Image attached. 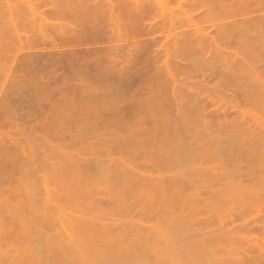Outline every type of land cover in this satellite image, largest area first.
<instances>
[{
    "label": "rangeland",
    "instance_id": "374dc122",
    "mask_svg": "<svg viewBox=\"0 0 264 264\" xmlns=\"http://www.w3.org/2000/svg\"><path fill=\"white\" fill-rule=\"evenodd\" d=\"M143 1L0 0V264H264V0Z\"/></svg>",
    "mask_w": 264,
    "mask_h": 264
},
{
    "label": "bare ground",
    "instance_id": "6f19581e",
    "mask_svg": "<svg viewBox=\"0 0 264 264\" xmlns=\"http://www.w3.org/2000/svg\"><path fill=\"white\" fill-rule=\"evenodd\" d=\"M139 0H134V2H133V0H132V2L131 1H129V0H95V2H93L94 4H93V8L95 7V9H93V11H91L92 12V15L94 16V18H95V20H94V22H93V24H91L92 25V27L93 28H95L96 27V25H97V23H96V18H98V17H102V14L103 13H105V12H107L108 14H109V17L111 18V20H114L115 18H117V16H119L120 14H123L128 20H130V19H134L137 15H138V13H139V11L144 7V1L142 0V1H139ZM26 3V2H25ZM28 3H30L29 1H28ZM28 3H26L27 5H28ZM32 5H30V7H31ZM29 7V8H30ZM32 8V7H31ZM30 8V9H31ZM80 26V27H79ZM69 27V26H68ZM70 28H71V31H68V32H71V33H73V34H79V33H81V32H84L85 31V29L82 27V25L80 24V25H78L77 27L76 26H70ZM67 30H69V28L67 29ZM151 31V28H148V31L147 32H150ZM123 35H121V37H122ZM18 37H20L19 35H18ZM131 37V36H130ZM129 37V38H130ZM120 37H118V39H119ZM123 38V37H122ZM122 38H120V39H122ZM117 39V38H116ZM115 39V40H116ZM117 39V40H118ZM119 39V40H120ZM124 39V38H123ZM127 39H128V37H127ZM126 40H124V42H125ZM50 42H51V44H52V47L53 48H56L57 46H58V44L56 43V41L54 40V39H52V38H50ZM135 42V43H134ZM139 43V41H132V42H128V43H122V45H118V43H117V45L115 44H113L114 43V41L113 40H111L110 41V45L109 46H114V47H117V46H120V47H131V45L133 46V47H135L134 45H138L137 43ZM120 43V42H119ZM44 44H47L46 42H44ZM126 44V45H125ZM124 45V46H123ZM106 46H108V45H105L104 47H106ZM21 47H22V45H21ZM97 48H100V47H95L94 49H97ZM71 49H73V48H71ZM71 49H69V51L68 52H66V50L64 51L65 53H63V51L60 53V54H64L65 56H66V53H71L73 50H71ZM87 50V52H89L88 50H89V48H86ZM126 49H128V48H126ZM81 51H82V49H80ZM79 50V51H80ZM131 50H133L132 48H131ZM58 53H59V48H58ZM78 51V50H77ZM77 51H73L72 53H73V55L76 57L77 56ZM128 51H129V49H128ZM84 52V51H83ZM132 52V51H131ZM135 52H136V50H135ZM72 53L70 54L71 56H72ZM129 53V52H128ZM132 53H134V50H133V52ZM79 54V53H78ZM130 54V53H129ZM128 55V54H127ZM134 55V54H133ZM133 55H131V56H133ZM67 56L69 57V54H67ZM66 56V57H67ZM130 56V55H129ZM71 58H74V57H71ZM134 58H135V56H134ZM133 58V59H134ZM132 59V60H133ZM128 60H130V59H128ZM131 61V60H130ZM174 85H175V83H174ZM176 86V85H175ZM175 90V89H174ZM0 134H1V132H0ZM79 169V168H78ZM80 170V172H81V168L79 169ZM73 172H75V177H80V176H78V174H81V173H78V171H77V173H76V169H74L73 170Z\"/></svg>",
    "mask_w": 264,
    "mask_h": 264
}]
</instances>
